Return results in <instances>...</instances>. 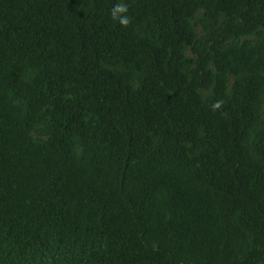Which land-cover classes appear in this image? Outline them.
Wrapping results in <instances>:
<instances>
[{"label": "trees", "instance_id": "obj_1", "mask_svg": "<svg viewBox=\"0 0 264 264\" xmlns=\"http://www.w3.org/2000/svg\"><path fill=\"white\" fill-rule=\"evenodd\" d=\"M116 2L0 0V264H264V0Z\"/></svg>", "mask_w": 264, "mask_h": 264}, {"label": "clouds", "instance_id": "obj_2", "mask_svg": "<svg viewBox=\"0 0 264 264\" xmlns=\"http://www.w3.org/2000/svg\"><path fill=\"white\" fill-rule=\"evenodd\" d=\"M111 19L118 22L119 25L123 28H127L131 23L132 19L128 15V6L124 2V0H118L113 7L110 9ZM221 106V102H216L213 107L219 108Z\"/></svg>", "mask_w": 264, "mask_h": 264}]
</instances>
